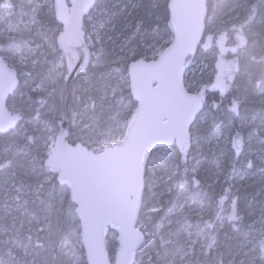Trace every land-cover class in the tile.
Here are the masks:
<instances>
[{"label": "snow or ice", "instance_id": "1", "mask_svg": "<svg viewBox=\"0 0 264 264\" xmlns=\"http://www.w3.org/2000/svg\"><path fill=\"white\" fill-rule=\"evenodd\" d=\"M139 9L167 38L109 58L115 78H87L120 17L140 33ZM228 94L237 116L249 96L264 105V0H3L0 264H264V212L245 232L230 188L216 211L201 203L200 120Z\"/></svg>", "mask_w": 264, "mask_h": 264}, {"label": "trees", "instance_id": "2", "mask_svg": "<svg viewBox=\"0 0 264 264\" xmlns=\"http://www.w3.org/2000/svg\"><path fill=\"white\" fill-rule=\"evenodd\" d=\"M3 0H0L2 3ZM131 4L133 0H128ZM136 3H146V0H135ZM238 2L245 5L257 3V0H238ZM132 9L129 8V12ZM156 17L151 12H146L143 9H139L128 18V23L142 25L140 33L137 34L135 29L125 30L123 33L119 30V25L123 24L125 17H120L118 21V27L115 31L106 30L102 35V39L97 41L93 48L90 49L91 59L89 65V71L87 78L95 79L98 81H104L111 78H115L118 73L116 72L115 65H109L107 60L109 58L115 59L119 55H123L128 51V48L135 47L136 44L144 43L148 44L154 42L161 36H164L165 25L162 21L159 25L156 23ZM164 38H167L164 36ZM146 46V45H145ZM231 59V55H229ZM211 57L209 56V60ZM202 57L191 66L196 71V79L201 80V73L197 71L200 67ZM211 68L202 75L204 82L209 79ZM191 75V73H190ZM214 79V77H213ZM203 86V85H201ZM209 101H220V95L218 91L207 93ZM232 99V95L228 94L227 98L223 99V103L220 108L205 109L203 116L200 120V144L197 150L193 153L200 162V178L203 183V189L201 191V203L210 206L213 211H216L218 204L214 201H219L220 193L223 189H231L232 198L235 199L239 196L238 210L241 220L237 226L244 229L247 232L251 224L258 225L262 219V212H264V195L260 194L257 186L239 187L238 181L244 175L251 172L258 171L262 167L261 161L264 158V135L258 133V128L254 126V123L248 122L247 126L242 133L245 138V143L242 147L241 153L237 156L236 151L229 146V151L226 156L221 160L219 171L217 176V169L214 163L215 156L213 155V148L216 137L219 135L221 129L226 125L230 119L233 120V130L231 136H234L236 131H239L240 117L247 116L249 119L251 114L262 113L264 105L259 103V97L249 96L247 103L240 111V116H237L235 112L230 111L229 101ZM249 133L252 136L249 137ZM201 149L199 152L198 149ZM259 158L261 159L259 161ZM254 161L256 167L248 168L247 161ZM259 193V194H258ZM224 209H230L231 200H226L222 205H219ZM227 214V213H225Z\"/></svg>", "mask_w": 264, "mask_h": 264}, {"label": "rangeland", "instance_id": "3", "mask_svg": "<svg viewBox=\"0 0 264 264\" xmlns=\"http://www.w3.org/2000/svg\"><path fill=\"white\" fill-rule=\"evenodd\" d=\"M243 117L247 118V116H243ZM261 118H264V110L262 113L251 114L249 119L247 120V124L248 122H251L254 123V126L256 128H259ZM233 127H234L233 120L230 119L229 122L226 125H224L219 135L215 139L213 155L215 156L214 163L217 169V173H216L217 176L220 174L219 167L221 160L226 156L227 152L229 151V146L231 144L230 137ZM250 136H252V134L250 135L249 133V137ZM198 150L199 152L201 151L200 148ZM260 160L261 159L259 158V161ZM260 168L261 169L258 171H254L247 175H244L243 179L241 177L238 181L239 187L247 188L250 186H257L259 193L264 195V167H260ZM260 222L261 220L258 222L259 223L258 225H255V223H253L250 226L256 227L258 229L260 227Z\"/></svg>", "mask_w": 264, "mask_h": 264}, {"label": "water", "instance_id": "4", "mask_svg": "<svg viewBox=\"0 0 264 264\" xmlns=\"http://www.w3.org/2000/svg\"><path fill=\"white\" fill-rule=\"evenodd\" d=\"M90 59H91V55H90ZM89 65H90V63H89ZM210 92H214V91H212L211 89L209 90Z\"/></svg>", "mask_w": 264, "mask_h": 264}]
</instances>
